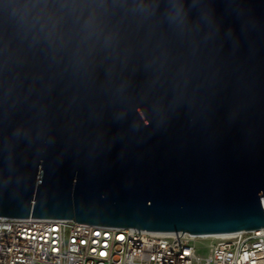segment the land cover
Returning <instances> with one entry per match:
<instances>
[{
    "label": "water",
    "instance_id": "water-1",
    "mask_svg": "<svg viewBox=\"0 0 264 264\" xmlns=\"http://www.w3.org/2000/svg\"><path fill=\"white\" fill-rule=\"evenodd\" d=\"M264 229V0H0V218Z\"/></svg>",
    "mask_w": 264,
    "mask_h": 264
},
{
    "label": "built area",
    "instance_id": "built-area-1",
    "mask_svg": "<svg viewBox=\"0 0 264 264\" xmlns=\"http://www.w3.org/2000/svg\"><path fill=\"white\" fill-rule=\"evenodd\" d=\"M138 232L2 217L0 264H264V229L224 238Z\"/></svg>",
    "mask_w": 264,
    "mask_h": 264
},
{
    "label": "rangeland",
    "instance_id": "rangeland-1",
    "mask_svg": "<svg viewBox=\"0 0 264 264\" xmlns=\"http://www.w3.org/2000/svg\"><path fill=\"white\" fill-rule=\"evenodd\" d=\"M199 253L202 255V256H205V249L201 248L199 249Z\"/></svg>",
    "mask_w": 264,
    "mask_h": 264
},
{
    "label": "bare ground",
    "instance_id": "bare-ground-1",
    "mask_svg": "<svg viewBox=\"0 0 264 264\" xmlns=\"http://www.w3.org/2000/svg\"><path fill=\"white\" fill-rule=\"evenodd\" d=\"M229 236H233V235L214 236V237H216V238H224V237H229Z\"/></svg>",
    "mask_w": 264,
    "mask_h": 264
}]
</instances>
